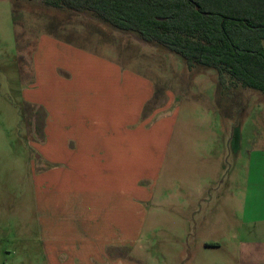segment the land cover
Wrapping results in <instances>:
<instances>
[{
    "label": "rangeland",
    "instance_id": "1",
    "mask_svg": "<svg viewBox=\"0 0 264 264\" xmlns=\"http://www.w3.org/2000/svg\"><path fill=\"white\" fill-rule=\"evenodd\" d=\"M217 85L215 70H188L88 12L0 0V264H28L38 246L29 237L46 190L34 156L67 140L74 150L88 135L110 143L118 178L125 157L131 167L114 198L131 205L133 264H205L204 240L224 237L211 264H236L238 228L264 189V95ZM239 128L257 142L238 145Z\"/></svg>",
    "mask_w": 264,
    "mask_h": 264
},
{
    "label": "crops",
    "instance_id": "2",
    "mask_svg": "<svg viewBox=\"0 0 264 264\" xmlns=\"http://www.w3.org/2000/svg\"><path fill=\"white\" fill-rule=\"evenodd\" d=\"M96 129L100 130L101 126L91 124L87 128ZM239 129L238 145L257 142L254 131ZM72 141L48 146L44 160L34 156L35 167L38 160L44 163L45 172L40 177L44 179L46 191L44 201L37 202L39 220L34 223V236L30 235L29 241L36 237L38 246L28 251V264H133L131 205H118L114 198L117 179L121 187H127V181L131 183V167L125 157L121 168L124 178L120 179L119 164L108 147L110 143L88 135L75 139L76 148L70 150L68 145ZM39 165L43 168V164ZM257 190L259 197L249 205L252 213L242 219L237 243L231 247L236 264H264V189ZM18 222L13 220L12 225L18 227ZM12 225L10 221L6 227L12 228ZM203 225L206 231L212 225L210 214L205 216ZM193 236L197 239L198 234ZM225 239L204 240L205 264L212 262L209 252L214 249L220 253L224 249ZM215 262L227 264L225 260ZM14 264L25 263L17 260ZM189 264H198V258H190Z\"/></svg>",
    "mask_w": 264,
    "mask_h": 264
},
{
    "label": "trees",
    "instance_id": "3",
    "mask_svg": "<svg viewBox=\"0 0 264 264\" xmlns=\"http://www.w3.org/2000/svg\"><path fill=\"white\" fill-rule=\"evenodd\" d=\"M88 12L179 55L188 70L216 71L217 87L264 95V0H44Z\"/></svg>",
    "mask_w": 264,
    "mask_h": 264
}]
</instances>
